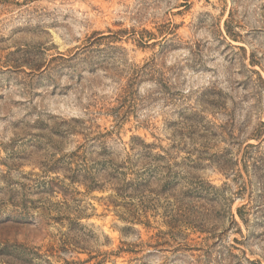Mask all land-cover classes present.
Segmentation results:
<instances>
[{"label":"rangeland","instance_id":"rangeland-1","mask_svg":"<svg viewBox=\"0 0 264 264\" xmlns=\"http://www.w3.org/2000/svg\"><path fill=\"white\" fill-rule=\"evenodd\" d=\"M262 123L264 0H0V264H264Z\"/></svg>","mask_w":264,"mask_h":264},{"label":"trees","instance_id":"trees-1","mask_svg":"<svg viewBox=\"0 0 264 264\" xmlns=\"http://www.w3.org/2000/svg\"><path fill=\"white\" fill-rule=\"evenodd\" d=\"M262 125H264V123H262ZM122 183H123V185H124V179L122 180ZM123 185H122V188L124 189ZM117 194H118V195H121L120 193H117ZM242 207H243V206H242ZM239 211H241V208H239ZM136 218H137V217H135L134 213H130V214H129V220H136Z\"/></svg>","mask_w":264,"mask_h":264}]
</instances>
